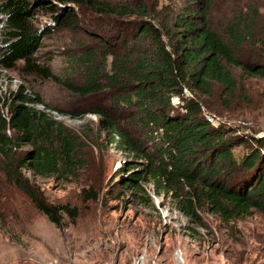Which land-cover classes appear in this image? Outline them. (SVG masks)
Here are the masks:
<instances>
[{
  "label": "trees",
  "instance_id": "1",
  "mask_svg": "<svg viewBox=\"0 0 264 264\" xmlns=\"http://www.w3.org/2000/svg\"><path fill=\"white\" fill-rule=\"evenodd\" d=\"M1 1L8 30L1 68L15 69L23 61L82 98L104 95L88 113L99 117L100 129L111 144L135 157L118 168L122 177L117 184L135 191L153 184L156 194L175 199L188 216L203 209L230 223L253 209L264 213V136L249 140L216 125L203 114L197 98L185 95L186 88L204 96L215 85L236 89L230 66L264 76V63L259 62L264 60V0H189L174 18L168 40L153 19L144 18L149 7L132 4L138 0L122 6L104 0H59L85 3L102 14L132 15V36L118 35L120 48L105 52L103 68L92 65L93 50L83 55L81 60L89 67L81 84L62 80L50 68L34 63L43 37L72 24L77 16L74 8L53 3L49 6L53 23L40 28L33 22L30 0ZM215 5L221 6L222 22L213 21ZM25 91L0 94V167L4 163L2 171L10 183L59 227L61 213L77 216V210L49 204L22 169L71 180L84 166L81 142L71 127L36 108V98ZM173 96L180 100L178 105ZM24 145L31 148L17 156L15 150ZM244 146L243 155H236L235 149ZM88 193L98 197L97 192Z\"/></svg>",
  "mask_w": 264,
  "mask_h": 264
},
{
  "label": "rangeland",
  "instance_id": "2",
  "mask_svg": "<svg viewBox=\"0 0 264 264\" xmlns=\"http://www.w3.org/2000/svg\"><path fill=\"white\" fill-rule=\"evenodd\" d=\"M127 5L129 0H104ZM134 1V0H133ZM35 11L33 22L40 28L52 22L49 6L73 7L77 13L72 24L58 28L43 37L34 63L50 68L53 75L81 84L87 62L81 60L90 50L92 65L103 68L105 52L119 50V34L132 36V15L102 14L85 3L78 5L59 0H30ZM189 0H138L153 21L167 33L174 18L184 12ZM2 1L0 0V6ZM148 4V5H147ZM221 6L213 9V21L222 22ZM7 17L0 12V59L8 38ZM111 57L108 58L110 62ZM259 62L264 63V60ZM0 67V94L9 96L25 89L36 98V108L45 110L71 127L81 142L82 166L73 179L42 177L27 168L24 177L41 189L49 204L69 205L77 216L61 213L59 227L26 194L12 185L0 167V264H264V213L253 209L245 217L230 223L217 214L199 209L188 216L170 196L155 193L153 184L143 191L117 184L122 177L118 168L128 155L110 143L99 125V117L88 113L95 101L104 95L82 98L52 78H46L39 67ZM110 69V66L107 67ZM237 88L228 90L215 85L210 95L190 88L185 95L197 98L202 112L215 124L231 129L249 140L264 136V76L251 74L244 67L230 66ZM178 105L180 100L173 96ZM7 112V110H6ZM30 145L15 150L20 156ZM247 150L235 149L238 156ZM98 193L95 199L88 191Z\"/></svg>",
  "mask_w": 264,
  "mask_h": 264
},
{
  "label": "built area",
  "instance_id": "3",
  "mask_svg": "<svg viewBox=\"0 0 264 264\" xmlns=\"http://www.w3.org/2000/svg\"><path fill=\"white\" fill-rule=\"evenodd\" d=\"M210 120H212L213 121V119L212 118H210L209 116H207ZM214 122V121H213ZM217 125V124H216Z\"/></svg>",
  "mask_w": 264,
  "mask_h": 264
}]
</instances>
